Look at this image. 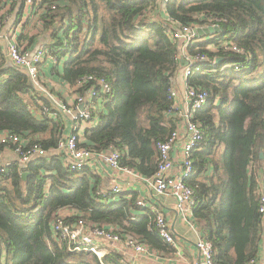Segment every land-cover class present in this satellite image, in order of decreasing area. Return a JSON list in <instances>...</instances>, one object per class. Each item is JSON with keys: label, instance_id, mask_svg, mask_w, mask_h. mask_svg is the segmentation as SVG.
<instances>
[{"label": "trees", "instance_id": "16d2710c", "mask_svg": "<svg viewBox=\"0 0 264 264\" xmlns=\"http://www.w3.org/2000/svg\"><path fill=\"white\" fill-rule=\"evenodd\" d=\"M22 1L15 0L11 10ZM5 2L0 0V11ZM33 15L36 25L42 22L44 46L61 65L53 69L57 78L73 86L94 75L111 85L99 124L83 132L81 146L96 153L115 148L119 164L142 176L155 172L156 144L174 128L168 89L179 61L171 31L218 20L219 33L187 46L189 55L207 56L188 83L205 90L208 101L196 112L203 138L185 182L194 191L193 217L211 243L213 261L249 264L264 235L254 174L264 164V0H41ZM29 29L21 39L32 46L36 37L29 36ZM224 41L241 52L222 49ZM35 95L50 106L26 71L0 64V131L55 148L66 120L60 114L37 115L29 107ZM98 186L95 170H71L56 156L34 157L24 165L12 161L0 170L1 264H118L111 253L99 259L60 241L52 223L63 209L73 211L64 223L82 219L112 226L116 233L172 255L174 248L159 236L151 210L137 204L136 192L100 193Z\"/></svg>", "mask_w": 264, "mask_h": 264}, {"label": "built area", "instance_id": "2783aa9c", "mask_svg": "<svg viewBox=\"0 0 264 264\" xmlns=\"http://www.w3.org/2000/svg\"><path fill=\"white\" fill-rule=\"evenodd\" d=\"M14 1L6 0L4 8L0 11V15H4L0 20V64L9 63V65L26 71L35 90L50 102L49 106L41 101L38 95H35L33 103L29 105L31 110L35 111L39 116L48 118H56L60 114L64 116L67 123L57 146L50 149H43L38 144H31L28 139L9 130H1L0 158L3 150H8L16 156V161L20 165L26 164L34 157L51 156L60 157L64 166L76 171L85 167L94 170L101 165H106L114 170L123 172L130 178L141 181L145 185L147 192L153 197H172L175 209L182 219L195 228L196 219L193 217V210L197 206V200L192 187L185 180L193 172L192 154L199 148L203 138L200 123L195 118L196 112L206 106L208 93L205 90L189 85L188 77L192 73L203 69L202 61L206 60L207 56L204 54L191 56L187 53V46L205 41L214 36V34L200 36L197 33V29L209 26L220 28L218 20L209 19L210 23L204 25H180L171 31V38L178 47L177 60L179 61L178 71L168 89V98L171 101L169 113L171 111L174 113V128L164 141L156 144L158 155L155 172L151 176H142L132 168L119 164V151L115 148L110 147L107 150L96 153L81 146L83 132L99 124V113L111 94V85L104 78L86 75L79 78L72 86V101L60 99L51 93L49 88L44 86L45 79L40 75V71L45 60H55V56L44 45L33 48L29 46L27 38L21 39L25 33L28 20L33 16L34 8L41 0H23L18 4L16 10H11ZM166 1L168 0H159L160 3H165ZM6 11L8 12L5 13ZM37 27L41 31V21H39ZM29 36H32L30 31ZM212 47L211 45L209 46V48L214 49ZM220 47L224 50L241 52V49L231 41L222 42ZM215 60L217 61V58ZM228 67L234 70L238 69L237 64H229ZM11 162L10 160L2 162L0 159V170L2 171L4 167H8ZM262 173H264V169L257 171L256 195L258 197V213L264 225V179L262 181L259 180ZM98 190L100 193L108 194L123 192L119 184L110 186L109 190H103L98 186ZM137 204L149 208L153 213L159 236L174 248L173 253L177 255L179 262L174 264H217L213 261L211 243L203 237L202 233L198 235L195 243L198 259L193 262L182 260L180 258V248L175 242L165 216L151 203L139 200ZM63 218L64 216L60 211L54 223H52V229L60 241L67 243L70 250L90 251L96 254L99 259H102L104 255H108L101 248V242L106 241L118 245L125 253L136 256H158L157 250L128 234L114 232L112 226L88 225L82 219H78L72 224H67L64 223ZM4 257L5 249L0 240V264ZM253 261L254 259L250 263ZM118 264L136 263L125 255L120 258Z\"/></svg>", "mask_w": 264, "mask_h": 264}, {"label": "crops", "instance_id": "0c3cea01", "mask_svg": "<svg viewBox=\"0 0 264 264\" xmlns=\"http://www.w3.org/2000/svg\"><path fill=\"white\" fill-rule=\"evenodd\" d=\"M36 18L35 15L32 16L31 21L32 24L27 25L26 27L32 33V36L35 35V42L32 45L33 48H37L39 45H44L43 40L45 36L43 32L39 31L36 25ZM4 33V28H3ZM2 33V34H3ZM1 48V46H0ZM9 64V63H5ZM55 60L47 59L42 65L40 75L44 77V86L54 90L53 94L63 100L72 101L73 99V90L72 86L65 83L63 80L57 78L55 76V72L53 71L54 68H59L61 65L59 64L56 66ZM43 80V78L41 77ZM37 89V87H36ZM38 90V89H37ZM67 123V121H66ZM2 162L5 161H16V156H14L10 151L3 150L1 158ZM260 169H264V164H261L259 167L257 166L254 169V174L257 175V171ZM97 174L99 175V186L103 190H109L110 186L114 184H119L123 192L122 193H130L136 192L138 196V201L142 200L146 203H151L157 207V209L165 216L167 220L170 230L173 234L176 244L179 246L181 251V259L186 261H196L198 259V252L195 246L196 239L198 235L201 233L197 222L195 223V228L192 227L189 223L184 221L181 215L175 209L174 199L168 196H155L153 197L147 192L145 185L135 179L130 178L125 175L123 172L114 170L106 165H101L99 168L94 169ZM264 179V173L260 174L259 180ZM130 196V194L128 195ZM63 216H69L73 211L70 209H63L62 211ZM101 248L105 254H110L113 257L122 258L123 256H127L136 264H174L175 262H179L177 260V255L172 253L171 256H164L163 254L159 253L157 257H149L145 255L136 256L130 253H125V251L120 248L118 245H115L110 242L102 241ZM177 260V261H176ZM264 263V238L262 237L259 250L254 258L253 262H249V264H263Z\"/></svg>", "mask_w": 264, "mask_h": 264}, {"label": "water", "instance_id": "95a60500", "mask_svg": "<svg viewBox=\"0 0 264 264\" xmlns=\"http://www.w3.org/2000/svg\"><path fill=\"white\" fill-rule=\"evenodd\" d=\"M222 29L221 28H218V27H205V28H198L197 29V33L200 35V36H209L211 34H216V33H219ZM221 58H217V61H219ZM27 172H24L23 173V178L25 179L26 176H27Z\"/></svg>", "mask_w": 264, "mask_h": 264}, {"label": "rangeland", "instance_id": "374dc122", "mask_svg": "<svg viewBox=\"0 0 264 264\" xmlns=\"http://www.w3.org/2000/svg\"><path fill=\"white\" fill-rule=\"evenodd\" d=\"M212 35V34H211Z\"/></svg>", "mask_w": 264, "mask_h": 264}]
</instances>
